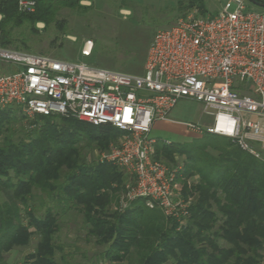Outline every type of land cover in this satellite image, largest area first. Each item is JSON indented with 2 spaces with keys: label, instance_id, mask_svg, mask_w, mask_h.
<instances>
[{
  "label": "trees",
  "instance_id": "1",
  "mask_svg": "<svg viewBox=\"0 0 264 264\" xmlns=\"http://www.w3.org/2000/svg\"><path fill=\"white\" fill-rule=\"evenodd\" d=\"M34 1V12L27 14L18 12L17 0H0L2 47L29 51L11 45L7 26L53 19L56 8L50 1ZM81 1L65 0L62 5L74 8ZM254 1L264 4V0ZM201 4L202 0H189L190 8L205 15ZM55 25L62 30L64 23L55 21ZM15 120L11 108L0 111V194L6 197L0 202V264H6L4 254L27 246L33 236L38 237L35 250L22 264H66L63 257L61 262L55 259L62 251L55 236L60 231L57 210L69 209V204L82 214L87 237L103 248L89 264L263 261L264 159L242 150L232 139L195 134L189 142L156 145L155 160L163 159L168 167L177 165L176 155L185 161L179 194L190 205L181 223L165 217L159 208L146 207L144 199L122 209L127 191L122 171L87 160L86 148L106 149L121 136L118 130L73 118L35 115L27 120L30 129L25 138L15 142L8 134ZM193 177L196 183L190 182ZM34 191L54 202L40 217L30 207Z\"/></svg>",
  "mask_w": 264,
  "mask_h": 264
},
{
  "label": "built area",
  "instance_id": "2",
  "mask_svg": "<svg viewBox=\"0 0 264 264\" xmlns=\"http://www.w3.org/2000/svg\"><path fill=\"white\" fill-rule=\"evenodd\" d=\"M17 5L21 13L35 10L34 0H18ZM86 44H91L89 51ZM91 51L92 42L86 41L81 56L89 57ZM181 99L200 103L213 123L171 120ZM9 108L26 119L57 116L118 130L117 143L95 161L133 178L122 209L144 199L146 207L182 223L190 205L176 185L182 166L168 167L153 158L152 127L157 122L182 124L198 136L230 138L261 158L250 144L264 149V10L246 0H229L211 16L191 9L154 33L141 74L0 45V111Z\"/></svg>",
  "mask_w": 264,
  "mask_h": 264
},
{
  "label": "rangeland",
  "instance_id": "3",
  "mask_svg": "<svg viewBox=\"0 0 264 264\" xmlns=\"http://www.w3.org/2000/svg\"><path fill=\"white\" fill-rule=\"evenodd\" d=\"M43 1H50L56 8L53 19L36 23L22 21L19 25L7 26L6 29L11 31L13 47L24 46L33 53L131 74L143 72L145 57L154 33L159 29L171 27L182 15L194 9L189 7V0H91L92 4L88 7L78 4L74 8L62 5L65 0ZM228 2L229 0H202L201 9L205 15H215L221 12ZM179 3L183 4V9H179ZM16 6L18 10V5ZM234 8L235 5L230 4L229 11ZM2 19L0 14V20ZM55 21L64 23L62 30L56 27ZM86 41L92 42V51L89 57H82L81 50ZM11 111L16 120L11 123L8 134L17 142L27 135L26 132L30 129L29 121L32 119H20L22 113L17 108H11ZM169 118L177 122L205 126L213 123V117L203 113L200 103L188 99L179 100ZM194 135L182 124L155 123L151 130V137L156 141L153 158L159 142L181 144L189 142ZM117 141L99 151L86 148L84 151L87 160L95 161L99 154L108 151ZM250 147L264 159V153L259 152L257 145L252 143ZM157 161L165 162L163 159ZM175 161L177 165L182 166L176 181L179 190L185 161L179 155L175 156ZM118 169L123 173L124 184H132L133 178L124 170ZM189 180L192 183L197 182L195 177ZM5 199L6 197L0 194V202ZM47 205H54V202L46 195L34 191L30 202L34 214L40 217ZM68 206L71 207L57 210L60 231L55 236V242L62 251L56 253L55 259L61 262L63 257L66 264L94 262L103 248L96 246L93 240L87 237V226L82 214L72 204ZM22 214L26 224L27 218ZM37 241L38 237L33 236L27 246L16 247L4 254L3 261L6 264H22L26 256L35 250ZM220 243L224 245L222 241ZM261 264H264V259Z\"/></svg>",
  "mask_w": 264,
  "mask_h": 264
},
{
  "label": "water",
  "instance_id": "4",
  "mask_svg": "<svg viewBox=\"0 0 264 264\" xmlns=\"http://www.w3.org/2000/svg\"><path fill=\"white\" fill-rule=\"evenodd\" d=\"M248 3H250L251 5L257 7V8H260V9H263L264 10V4H259L257 3L256 1L254 0H246ZM81 5H84V6H88L89 3L88 2H84V1H81L80 2ZM125 13V11H123ZM40 26V25H38Z\"/></svg>",
  "mask_w": 264,
  "mask_h": 264
},
{
  "label": "crops",
  "instance_id": "5",
  "mask_svg": "<svg viewBox=\"0 0 264 264\" xmlns=\"http://www.w3.org/2000/svg\"><path fill=\"white\" fill-rule=\"evenodd\" d=\"M82 1H84V2H88L89 5L92 4V3H91V0H82ZM119 1L121 2L122 0H119ZM89 5H88V6H89ZM88 6H87V7H88ZM123 11H124V10H123ZM170 123H171V122H170ZM255 145H257V146L259 147V152L263 154V153H264V149H262L261 146L258 145V144H255Z\"/></svg>",
  "mask_w": 264,
  "mask_h": 264
},
{
  "label": "bare ground",
  "instance_id": "6",
  "mask_svg": "<svg viewBox=\"0 0 264 264\" xmlns=\"http://www.w3.org/2000/svg\"><path fill=\"white\" fill-rule=\"evenodd\" d=\"M90 47H91V44H86V46H85V50H86V51H89V50H90Z\"/></svg>",
  "mask_w": 264,
  "mask_h": 264
}]
</instances>
